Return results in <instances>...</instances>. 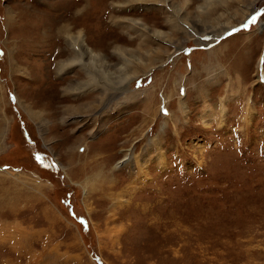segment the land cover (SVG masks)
<instances>
[{
    "label": "rangeland",
    "instance_id": "374dc122",
    "mask_svg": "<svg viewBox=\"0 0 264 264\" xmlns=\"http://www.w3.org/2000/svg\"><path fill=\"white\" fill-rule=\"evenodd\" d=\"M0 264H264V0H0Z\"/></svg>",
    "mask_w": 264,
    "mask_h": 264
},
{
    "label": "bare ground",
    "instance_id": "6f19581e",
    "mask_svg": "<svg viewBox=\"0 0 264 264\" xmlns=\"http://www.w3.org/2000/svg\"><path fill=\"white\" fill-rule=\"evenodd\" d=\"M147 1H150V0H133L134 3L136 4H147ZM80 13V11H76V13L74 15H78ZM136 24V22H134ZM71 27L67 26V25H63L61 27V32L64 33V36L67 37L68 41H69V44L71 43L73 46H74V50L71 52V56L72 58H70V60H72V62H67V64L65 63H62L61 66H62V70L63 71L64 69H67L68 67H71L73 66L76 62H78V58H77V54H83L82 52V49H83V43H82V35L81 34H76V35H73L70 31ZM44 38V37H43ZM60 53V52H59ZM74 57V58H73ZM59 65V64H58ZM138 67V66H137ZM139 68V67H138ZM65 71V70H64ZM127 75V74H126ZM92 79H93V75H91ZM130 76V75H128ZM94 81V80H93ZM150 96H148L149 98ZM99 98V97H98ZM96 98L93 100V102H91L92 105H88V103L86 105H84L83 107L80 108V106H78L80 109H77L78 112H84V111H88V112H92V111H95L97 110V108H99L100 106V100ZM95 105V106H94ZM71 107V106H70ZM68 109V108H67ZM69 110V109H68ZM71 110V109H70ZM73 111V110H72ZM99 112V111H98ZM69 113V112H68ZM73 113H75L73 111ZM100 113V112H99ZM95 119V118H93ZM94 121V120H93ZM95 123V121H94ZM70 151V150H69ZM130 158H126L124 160V162H127L129 161Z\"/></svg>",
    "mask_w": 264,
    "mask_h": 264
}]
</instances>
